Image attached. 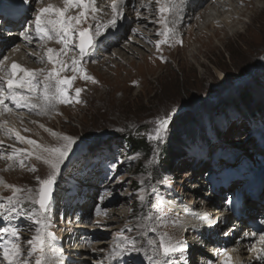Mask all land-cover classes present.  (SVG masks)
Instances as JSON below:
<instances>
[{"label":"rangeland","instance_id":"1","mask_svg":"<svg viewBox=\"0 0 264 264\" xmlns=\"http://www.w3.org/2000/svg\"><path fill=\"white\" fill-rule=\"evenodd\" d=\"M3 1L12 4L9 0H0V3ZM46 2L44 5L41 0H35L23 23L24 31H20L17 38L1 44L0 65L4 71L10 69L13 61L30 69L43 68L46 73L54 67L47 61L46 49L59 50L64 46L59 42L57 45V39L54 45H51L54 40L40 41L32 33L37 10L49 4L61 7L63 0ZM131 2L129 12L123 9V16L137 18L128 20L130 24L126 22V27V23L123 24L122 33L116 38L121 39L118 45H109L105 39V50L98 57L91 59L89 55L90 60L86 59L87 56L81 60L87 75L94 77L96 82L85 80L82 74H78L70 93L71 104L58 103L54 110L44 115L37 110L33 113L27 111L29 118L44 117L57 129L61 126L64 135L76 138L56 179L52 206L45 214L50 222L49 230L54 234L48 237L45 249L47 264H67L58 263L52 251L59 240L65 243L68 251L69 244L78 234L82 236L81 251L77 252L78 257L71 253L68 264H109L110 250L123 237L131 238L127 241L129 244L134 240L143 251L125 252L111 264H154V261L163 264L159 256L149 258L154 246L152 242L158 243L162 233L177 239L180 228L176 217L156 199L159 190L171 191L170 183L176 180L177 186L183 189H189L193 183L201 185L205 175H210L209 164L214 163L213 158L222 163L219 167L224 175L245 171L253 174L259 169L264 170V0H243L239 4L243 11L239 16L241 23L224 25L223 31L217 32L212 27L210 32H201L202 21L196 19L183 26V20H171L174 12L169 13L168 27L173 29L176 26L180 30L173 29L168 42L159 47L157 41L165 37L158 35L164 25L158 23L160 13L156 0ZM174 2L175 8L178 7L180 0ZM98 8L101 9L97 13L100 23H107L111 12L106 13L100 5ZM73 9L77 11L79 8ZM69 12V15L79 13ZM141 19L146 23L140 22ZM93 20L89 13L81 27L89 28L94 35L97 21ZM122 20L123 17L116 25ZM112 27L100 31L106 32ZM25 35L32 39L25 40ZM133 38L137 39L136 43ZM74 44L77 46H70L61 56L69 64L73 58H80L78 38H74ZM40 56H45L43 62ZM4 71H0V76ZM62 75L71 76L73 73L67 71ZM75 88L84 89L79 103L76 102ZM34 101L40 102L38 98ZM253 106L262 109L261 112L248 114L244 109L252 110ZM165 114H170L171 120L166 132L162 133L163 139H150L148 134H154L158 126L157 117ZM22 121L26 133L43 144L50 142L51 137L42 135V130H38L33 121L26 118ZM128 134L145 138L147 150L132 149L127 145L122 136ZM169 146L173 147L172 152L177 153V157L172 169L163 171L165 167L159 163V157L164 159ZM1 159L5 161L6 158ZM14 159L24 160L25 166L21 167ZM13 160L12 164L8 162L10 167L0 162V178H8L25 191L20 193L19 211L6 213V219L0 217V227H16L19 243L28 250L27 241L35 235L33 221L38 205L27 199V190L38 191L37 177L47 178L51 169L44 162L42 165L34 163L28 156L14 157ZM33 166L36 171L31 170ZM185 172H191L193 176L184 184ZM6 185L3 189L6 187L8 191L2 194L0 189V197L12 195V189ZM198 190L192 194L197 196L199 193L204 197L206 188L200 186ZM78 207H81V215ZM74 213L78 214L75 221H79L82 228H78V233L76 230L71 232L74 237L68 243L72 229L69 222ZM10 239V235L0 234V250ZM188 244L185 250L164 259L170 260L171 264H200L196 248ZM27 258L35 264L34 259ZM0 264L6 262L0 260Z\"/></svg>","mask_w":264,"mask_h":264},{"label":"snow or ice","instance_id":"2","mask_svg":"<svg viewBox=\"0 0 264 264\" xmlns=\"http://www.w3.org/2000/svg\"><path fill=\"white\" fill-rule=\"evenodd\" d=\"M42 2V0H41ZM125 0H111V16L107 23H97L95 28V35H100L101 28L107 29L109 26H115L117 21L123 17L122 6ZM64 7H56L49 4L45 7H41L37 10L35 16V34L40 41L45 43L52 40L54 37L64 47L56 50L53 48L46 49L47 61L52 63L54 67L50 70L30 69L24 67L21 64L13 61L9 70L4 71L2 65H0V71H4V75L0 76V116L5 112L11 113L13 109L8 107L5 103L6 100H11L17 108H26L28 110H37L40 115L46 114V112L54 110L58 103L71 104V91H73V82L77 78L78 74H82V78L85 80H92L94 83L95 78L87 75L86 69L81 66V60L88 53V49L92 47L94 43V37L90 34L89 28H82L81 25L87 21L88 14L91 13L92 18L97 20V13L101 11L97 7V0H63ZM158 5V11L160 13V19L158 23L164 25L162 31L158 35L165 37L164 40L157 41V47L162 43H167L170 35L173 33V29L168 27L169 21L167 14L172 13L175 8L174 0H156ZM76 7L81 11L76 15H69V9ZM25 40H31L32 37L25 35ZM74 38H78L79 59L73 58L71 63L65 62L61 59V56L66 54V51L70 46H77L74 44ZM182 43V41H181ZM35 56V53L32 54ZM7 59V57H4ZM39 59L43 62L45 56H40ZM71 71L73 75L67 76L62 73ZM22 73V75H21ZM42 77V79H40ZM23 90V91H21ZM84 91L82 88H75L76 102H80V95ZM34 98L39 99V103L34 101ZM171 120L170 114H165L163 117H157L158 126L153 133H149V138L156 141L163 139L162 133H165ZM41 127H44L41 125ZM0 131L5 132L8 135H14L16 140L20 142H26L32 145L31 149L26 148H14L7 159L12 160L18 154H24L26 156H35L37 159L42 160L49 166L51 171L47 175V178L41 179L37 177L39 183V189L33 193L32 189H28L29 199L33 204L38 205V212L34 219L35 235L32 239L27 241L29 249L25 250L19 243L20 235L18 229L12 226L0 227V234L10 235L12 239L8 240L3 249L0 250V260L6 262V264H32L30 257L34 259L35 264H47V258L45 249L48 246V237H52L54 234L49 230L50 222L45 215L48 212L51 200L53 188L56 183V179L61 171V166L68 159L69 154L73 150V146L76 143V138L69 135H61L52 132L54 136L59 135L63 143L57 146H45L38 143L36 140L30 139L21 135V133L12 126H9V121H0ZM27 131V129H25ZM51 131V130H49ZM3 144V141H0ZM3 153H0V157H3ZM21 167L25 166L24 160H20ZM11 165H9L10 167ZM32 171H36L35 166L31 168ZM0 183H3L0 178ZM12 189V195L7 197H0V217L7 218L6 213H15L19 211L18 206L21 205L20 193L24 192V189L12 184L7 185ZM153 207H156L153 205ZM155 231V229H153ZM252 237L258 236V246H253L250 251L255 253V257L261 264H264V231L259 234L253 232L250 234ZM131 240L129 237H123L121 242L115 245L109 252L107 257L109 264L112 261L117 260L118 257L125 252H140L143 251L142 247H137L134 240L129 244L127 241ZM154 246L151 250L152 257L159 256L163 260V264H171L170 260L164 259L173 256L178 251H183L187 247L186 241L174 239L168 236L166 233H162L159 237L158 243L153 241ZM224 260L222 264H242L241 261L234 259V257L224 250ZM103 264V262H101ZM154 264L158 262L154 261Z\"/></svg>","mask_w":264,"mask_h":264},{"label":"bare ground","instance_id":"3","mask_svg":"<svg viewBox=\"0 0 264 264\" xmlns=\"http://www.w3.org/2000/svg\"><path fill=\"white\" fill-rule=\"evenodd\" d=\"M16 1L17 0H9V2L12 3L10 6H8V3L7 4H3V2H4L3 1L2 3H0V11H3L5 13L7 12L5 9H9V10L13 11L14 7H16V3H17ZM24 1H26V0H24ZM29 1H30V5L32 4V7H33L34 3H35V0H29ZM46 1L47 0H42L44 5L47 3ZM131 1L132 0H125L124 5L122 6V10L124 9V10H126V12H129L128 7L132 3ZM241 2H243V0H180L179 6L173 9L174 15L170 19L174 20V19L178 18L179 20H183L184 21L183 22V26H185V24L187 22L191 21L192 19L201 20L202 21V26H203V27L201 26L202 28H199V30L201 32H204V31L206 32L207 30H209V32H210L211 31V29H210L211 27L214 28L213 31H216V32L217 31H223V26L224 25L231 26L234 23H241V22H239V16L243 14V11H242V9H240V5H239ZM110 3H111V0H107V1L106 0H99V3H97L98 4L97 7H99V5H100L102 7V10L104 9L106 13L108 12V14H110V12H111ZM61 5H62L61 7L64 6L63 3H61ZM135 5H137V4H135ZM41 6H42V4H41ZM32 7L30 6V8H32ZM146 7H147V5H146ZM30 10L31 9H29L28 11H30ZM69 10H70V12H69L70 14L77 13V12L81 11V9H78L77 11H75L73 9V7L70 8ZM0 14H2V15H0V18H2V16L4 14L3 13H0ZM98 14H96V15H98ZM26 18L27 17H25L22 20V22H21L22 25L21 26H23V23L25 22ZM128 18H129V16H123L124 20L119 21L118 25H115L114 27L110 28L111 30H107L106 32L101 31V34L98 35V36L95 35V33H94V35H93L94 36V43H93V46L90 48L86 59L90 60V57L88 59L89 55L92 56L91 59L96 58V57H98L100 55L101 52H103L105 50L104 49L105 45L102 44V43H104L103 41H105V38H107L105 43H108L109 45L110 44L111 45H118V43H119V41L121 39L116 40V38L118 39L117 35L122 33L123 24L126 23L130 19L137 18V16L136 17L133 16V18H130V19H128ZM93 21H95V20H93ZM96 21H97V23H100L99 19L96 20ZM144 21L142 20L140 22L146 23ZM129 22H127V23L130 24ZM97 23H96V25H97ZM127 23L125 24V27H126ZM33 24L34 23L32 22L30 24V26L33 25ZM103 24H105V23H103ZM16 28H17V25H15L11 30L7 31L8 33H6L5 35H2L3 36L2 38L10 37L9 39H6L5 44L7 42H9V41H11V40H13V39L18 37L20 31H18L16 33L15 32ZM215 28H217V29L215 30ZM20 29L22 31H24L23 29H25V27H22ZM173 29L176 30V32L180 30L176 26H174ZM30 33H31V31H30ZM32 33H33L34 36H36L35 28H33ZM211 33H213V32H211ZM202 35H203V33H202ZM172 38H174V37H172ZM172 38H171V40H173ZM133 39L135 40V43H136L137 39L136 38H133ZM52 40H54L53 44H51L52 43L51 42V43H49V45L50 44L54 45V42H55L56 38L54 37ZM56 41L57 42H55V43L57 45H59L58 40H56ZM138 42H140V41H138ZM60 46H62V45L60 44ZM0 47H1V45H0ZM130 49L133 50V48H130ZM11 52L13 54L15 53L14 50H11ZM119 55H120V53H119ZM108 63H109V60L106 62V64H108ZM219 73L222 74L221 72H219ZM10 107H12V109H13L12 113L10 115H8V114H4V116L2 115L3 118H1L0 121H4V120L9 121V126L15 127L21 133V135H23L25 137H28L30 139L36 140L38 143H40L42 145L52 146L54 143H58V144H62L63 143V141H62V139H60L59 135L54 136L52 134V132H55L57 134L64 135V132L62 131V128H60L61 126H59V128L57 129L56 127H54V125L51 122H48V120L46 121L44 119V117H41V118H39L37 120L29 118L30 115H27V111L32 112V111H36V110H28L26 108H17L14 104H10ZM21 114H24V115H21ZM24 116H26V117H24ZM23 117L26 118L27 120H30V121L34 120L36 125L38 123L36 128L38 130H42V132H43L42 135H47V136L51 137V140H50L51 143L49 141L48 142L46 141L47 144H46V142L43 144L42 142L38 141V139L34 138L32 135H29L28 132L26 133L24 131L25 130V126L22 124V122H23L22 118ZM41 125H43L44 127H41ZM49 130H51V131H49ZM246 138H249V137L246 136ZM0 141H3V144H0V153H3L6 156V157L3 156V158H6L5 161H3L1 159L2 157H0V162L4 163L5 165H9L8 162L10 164H12L14 162V160H15V159L14 160L13 159L12 160L7 159V156L10 155L12 153V151L14 150L13 147H11V146H14V148H17V149L18 148H26V149H31L32 148V145H29L26 142H20V141L16 140L14 135H8V134H6L3 131H0ZM52 141H53V143H52ZM15 157H16V159H17V157L18 158L19 157H23L24 158V157H26V155L18 154ZM30 158L32 159V161L34 163H38L39 165H42V163H43L42 160L37 159L35 156H30L29 159ZM15 161L18 163L20 160H18V161L15 160ZM13 165H15V164H13ZM209 166L212 169L213 166H212L211 163L209 164ZM212 172H213V169H212V171H210V173H212ZM184 176H185V178L182 179L183 180L182 182H184V184H185L187 179L188 178L190 179L193 175H191V172H185ZM248 177H250V176H248ZM214 179H215V176H214ZM177 181L178 180L172 182L173 183L172 185L174 187H177V185H178L176 183ZM5 184L8 185V184H12V183L8 180V178H5L3 180V183H0V189H2L1 190L2 194H6V192L8 191L6 189V187H5V189H3ZM12 185H14V184H12ZM191 186H193V187H191ZM199 186H200L199 183H196V184L193 183V184L189 185V187H190L189 189H186V188L183 189L182 188L183 189L182 193L175 194V192H173V195H171V197L175 195L173 198L168 199L166 196H163V198L160 199V201H159L160 206H162L165 209L166 208L176 209V211H173V212L170 211V213L173 214V216L176 217V219H177L176 224L180 228L179 232L176 233V238L179 239V240L184 238L185 241L188 240L189 246H193L194 245V249L196 248L195 251L197 252V257L199 259L198 262H200V264H208V263L209 264H222V262H223V260L225 258L224 255H223L225 249L228 250V252L234 257V259L241 261L242 264H261V262L256 259L255 253L250 251V249L253 246H256L255 245V241H257L258 239H256V240H255V238L252 239V240H246L245 239V240L239 241L238 243L235 242L236 241L235 240V241H233V243L232 242H226L225 244H223V243L220 244V243L214 242L212 239H210V242H208L205 239L206 238L205 235H207V234H205V232H204L205 230H203L201 228L205 227L206 224L212 223L213 220L211 218V215H210L209 211H206L204 209L206 207V201H205V198L203 197V195L198 193L197 196H194V194H192V192H195V190L196 191L198 190ZM193 188H194V190H192ZM198 191H200V190H198ZM184 194H186L189 199L192 197V200L190 199L187 202V199H185L182 196ZM263 194H264V191H263ZM204 196H205V194H204ZM193 197H194V199H193ZM185 202H187V203H185ZM211 203L214 204L215 200L212 199ZM51 206H52V203H51L50 207ZM255 206H257V205L256 204L251 205L250 203H248L246 207L249 210V212L247 211V213H250L251 211H253L252 209H255ZM76 209L80 210L81 207H78ZM260 210H261V212H263L264 211V207H261V209L259 208L257 210V212H259L258 214H260ZM76 216H77L76 213H74L72 215V221L69 219L71 221L69 223H70V227H72L71 231H75L76 230V232L78 233V231H80V229H78V228H82L81 227L82 225L79 224V221H75ZM83 216L84 215H82V217ZM82 217H80V219ZM235 225H237V224H235ZM193 227L201 229L202 234L201 235L198 234L196 236L195 234H197V233L193 232V230H192ZM219 227H220V225L217 226V227H214V230L218 229ZM221 227L225 228L227 230V229H230L232 227V225L228 226V227L227 226L225 227L224 225L223 226L221 225ZM185 233L189 235L187 238H185V235H184ZM80 236H81V234H78L76 236V239L73 241V243H70L71 240H72V237H74V236H72V233H71V235H70L71 239L67 240V242L70 243L69 244L70 249H68V251H64L63 250L64 249V245H63L62 242H60L61 240H59V243H56L57 245L55 246V249H53L52 252H54L58 263H60V261H62L61 259L64 256L67 258L65 260V262L67 264L70 263L69 262L70 259H68V258L70 257L71 253H72V255L73 254L77 255V252L81 251L82 239L80 241H79V239L82 236L81 237ZM199 238H201L203 243L201 242V244H197V241H198ZM66 239H67V236H66ZM54 244H55V242H54ZM223 245H224V247H223ZM219 248H221L222 250L219 251ZM214 249H218V251L216 250V254L212 252ZM61 253H62V255L60 256L61 258H58L59 254H61ZM76 257H78V255ZM76 259L77 258H75V260Z\"/></svg>","mask_w":264,"mask_h":264},{"label":"trees","instance_id":"4","mask_svg":"<svg viewBox=\"0 0 264 264\" xmlns=\"http://www.w3.org/2000/svg\"><path fill=\"white\" fill-rule=\"evenodd\" d=\"M243 100V101H242ZM242 103H244V99H242ZM254 107V106H253ZM246 108V112L249 113H254L255 114H259L261 112L262 109H259V108H252V110H250V108L248 107H244V109ZM253 117V116H251ZM122 139L125 140L127 142V144L132 148V149H137V148H141L142 150H147V142L145 140V138L143 137H130V135H124L122 136ZM173 147H168L167 148V153L164 154V159H162L163 157L160 158V162L162 165H164V169L163 171H167V170H171L172 167L174 166L175 164V161H176V157H177V153H173L171 149Z\"/></svg>","mask_w":264,"mask_h":264},{"label":"water","instance_id":"5","mask_svg":"<svg viewBox=\"0 0 264 264\" xmlns=\"http://www.w3.org/2000/svg\"><path fill=\"white\" fill-rule=\"evenodd\" d=\"M91 34V33H90ZM89 50V49H88ZM54 187H55V185H54ZM54 196V188H53V193H52V197Z\"/></svg>","mask_w":264,"mask_h":264}]
</instances>
